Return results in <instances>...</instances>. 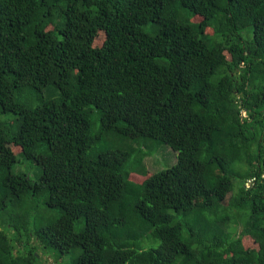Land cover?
<instances>
[{
  "label": "trees",
  "instance_id": "1",
  "mask_svg": "<svg viewBox=\"0 0 264 264\" xmlns=\"http://www.w3.org/2000/svg\"><path fill=\"white\" fill-rule=\"evenodd\" d=\"M50 253L264 264V0H0V264Z\"/></svg>",
  "mask_w": 264,
  "mask_h": 264
},
{
  "label": "rangeland",
  "instance_id": "2",
  "mask_svg": "<svg viewBox=\"0 0 264 264\" xmlns=\"http://www.w3.org/2000/svg\"><path fill=\"white\" fill-rule=\"evenodd\" d=\"M248 31L250 32L251 29H249ZM50 90L46 89V93L49 94V92H51ZM27 95H28V93L25 92V94L22 95L21 98L24 99V97H26ZM34 103H35V101H34ZM243 115L246 116L247 113L244 111ZM5 116L6 117L8 116L10 118V116H12V115L5 114ZM107 139H109V138L107 137ZM105 144L109 145V140H105ZM115 144L116 143L112 142L110 145L113 146ZM151 144H152V148H154L155 151H154L153 155L147 156L145 158V163H146L149 171H153L154 172V171H158V170H161V169H166V168L172 166L177 161V152L172 150L166 144H155L154 142H151ZM133 145H136V144H133ZM133 145L131 144L130 146H133ZM136 146L138 147V145H136ZM15 169L18 170L19 167H16ZM130 177L133 180H139L140 179V174H138L137 172L133 171L131 173ZM236 182L238 183V180H236ZM251 184H252V180H248L246 185L250 186ZM40 206L41 207L36 211V214H38V215L46 216L47 219L51 218V216L55 217V216L59 215L58 211H51V209H47L42 204H40ZM48 213H50L51 216L48 215ZM36 214H34V215H36ZM239 229H241L240 226H239ZM53 257H54V254L50 253L49 255H44L43 258L47 261L48 264H53V262H54Z\"/></svg>",
  "mask_w": 264,
  "mask_h": 264
}]
</instances>
